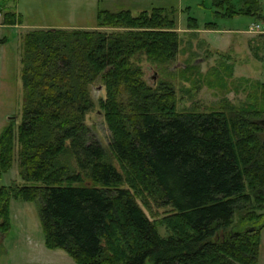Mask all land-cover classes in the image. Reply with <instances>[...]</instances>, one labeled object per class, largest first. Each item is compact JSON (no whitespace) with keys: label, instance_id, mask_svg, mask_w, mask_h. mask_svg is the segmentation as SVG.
I'll return each instance as SVG.
<instances>
[{"label":"trees","instance_id":"trees-1","mask_svg":"<svg viewBox=\"0 0 264 264\" xmlns=\"http://www.w3.org/2000/svg\"><path fill=\"white\" fill-rule=\"evenodd\" d=\"M241 2L223 11L214 0L215 13L263 11L260 0ZM174 13L99 9L93 29L25 33L22 118L16 131L9 123L0 133V176L13 164L17 140L22 183L0 186V233L10 229L14 198L36 202L46 247L63 249L77 264L257 261L264 227V127L258 120L264 110L179 112L171 84H149L143 60L177 58ZM0 14L3 25L22 23L14 11ZM188 25L196 28L197 20L190 17ZM96 84L103 88L97 100ZM94 108L112 133L110 153L90 133L87 115ZM136 194L147 206L153 199L170 207L161 220L168 235L160 234Z\"/></svg>","mask_w":264,"mask_h":264},{"label":"rangeland","instance_id":"rangeland-1","mask_svg":"<svg viewBox=\"0 0 264 264\" xmlns=\"http://www.w3.org/2000/svg\"><path fill=\"white\" fill-rule=\"evenodd\" d=\"M221 1V2H220ZM242 0H218L223 11L228 6L236 9ZM263 11L258 16L237 14L220 16L214 0H0L2 12L14 11L20 15L21 24L0 26V133L11 123L15 129L22 118L23 85L21 80L22 40L26 32L38 28H86L97 25V11L129 9L133 15L153 7L174 10L176 30L180 37L179 52L174 61L159 64L141 62L144 77L149 84L165 81L174 87L176 108L179 112H263L260 103V84L264 83V32H253L251 27L264 23ZM0 14V22L2 19ZM197 20L196 28H189V18ZM215 23V28L206 26ZM2 24V22H1ZM3 25V24H2ZM105 31L120 28L106 27ZM93 86L97 100L103 88ZM262 118V117H261ZM90 133L109 151L112 133L102 112L95 108L87 115ZM264 136V132H263ZM18 141L15 140L14 160L11 168L0 176V186L14 181L22 183L18 168ZM117 168L119 163L111 156ZM136 202L146 215L156 222L162 236L168 229L161 222L170 212L169 206H157L153 199L144 204L139 195ZM235 215V222L238 221ZM10 229L0 233V264H77L61 248H48L40 223L36 202L22 199L10 200ZM264 221V217L261 219ZM252 264H264V227L261 230L259 255Z\"/></svg>","mask_w":264,"mask_h":264},{"label":"built area","instance_id":"built-area-1","mask_svg":"<svg viewBox=\"0 0 264 264\" xmlns=\"http://www.w3.org/2000/svg\"><path fill=\"white\" fill-rule=\"evenodd\" d=\"M251 30L253 32H264V23H256V24H253L252 27H251Z\"/></svg>","mask_w":264,"mask_h":264},{"label":"water","instance_id":"water-1","mask_svg":"<svg viewBox=\"0 0 264 264\" xmlns=\"http://www.w3.org/2000/svg\"><path fill=\"white\" fill-rule=\"evenodd\" d=\"M101 88H102V85H99V86L97 87V89H101ZM258 121H259V123L264 127V117H262V118L259 119ZM249 229H250V230H254L255 227H250Z\"/></svg>","mask_w":264,"mask_h":264},{"label":"crops","instance_id":"crops-1","mask_svg":"<svg viewBox=\"0 0 264 264\" xmlns=\"http://www.w3.org/2000/svg\"><path fill=\"white\" fill-rule=\"evenodd\" d=\"M2 19H3V17H2ZM2 19H1V22H2ZM1 22H0V26H7V25H2L1 24ZM53 28H55V27H53ZM61 28V27H60ZM95 28V27H94ZM86 29V28H85ZM89 29V28H88Z\"/></svg>","mask_w":264,"mask_h":264}]
</instances>
